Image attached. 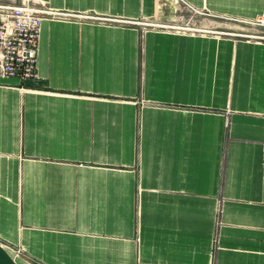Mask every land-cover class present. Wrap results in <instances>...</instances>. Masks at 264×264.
I'll list each match as a JSON object with an SVG mask.
<instances>
[{"label": "crops", "instance_id": "1", "mask_svg": "<svg viewBox=\"0 0 264 264\" xmlns=\"http://www.w3.org/2000/svg\"><path fill=\"white\" fill-rule=\"evenodd\" d=\"M34 1L70 16L43 21L37 79L0 77L16 264H264V39L156 26L171 0Z\"/></svg>", "mask_w": 264, "mask_h": 264}, {"label": "built area", "instance_id": "2", "mask_svg": "<svg viewBox=\"0 0 264 264\" xmlns=\"http://www.w3.org/2000/svg\"><path fill=\"white\" fill-rule=\"evenodd\" d=\"M68 16L34 0H0V77L37 79L42 23Z\"/></svg>", "mask_w": 264, "mask_h": 264}, {"label": "rangeland", "instance_id": "3", "mask_svg": "<svg viewBox=\"0 0 264 264\" xmlns=\"http://www.w3.org/2000/svg\"><path fill=\"white\" fill-rule=\"evenodd\" d=\"M176 6V15L178 19L172 24L156 26L177 30L186 27L194 29H203L204 32L214 30L223 35L232 34L239 38L264 39V18L257 21H245L238 18H228L223 16H214L208 12H194L186 5L184 0H171ZM197 11V10H195ZM142 23V22H139ZM179 24V26H177Z\"/></svg>", "mask_w": 264, "mask_h": 264}, {"label": "water", "instance_id": "4", "mask_svg": "<svg viewBox=\"0 0 264 264\" xmlns=\"http://www.w3.org/2000/svg\"><path fill=\"white\" fill-rule=\"evenodd\" d=\"M0 264H16L13 257L0 245Z\"/></svg>", "mask_w": 264, "mask_h": 264}]
</instances>
